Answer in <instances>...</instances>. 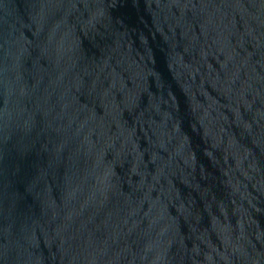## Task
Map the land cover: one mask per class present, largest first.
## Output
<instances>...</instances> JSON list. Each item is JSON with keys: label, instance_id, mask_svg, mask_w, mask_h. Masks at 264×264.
Instances as JSON below:
<instances>
[{"label": "water", "instance_id": "obj_1", "mask_svg": "<svg viewBox=\"0 0 264 264\" xmlns=\"http://www.w3.org/2000/svg\"><path fill=\"white\" fill-rule=\"evenodd\" d=\"M0 264H264V0H0Z\"/></svg>", "mask_w": 264, "mask_h": 264}]
</instances>
